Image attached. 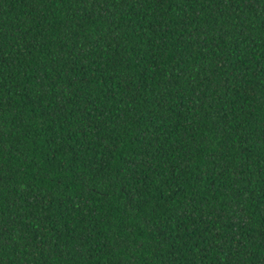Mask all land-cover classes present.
Segmentation results:
<instances>
[{"label":"trees","instance_id":"16d2710c","mask_svg":"<svg viewBox=\"0 0 264 264\" xmlns=\"http://www.w3.org/2000/svg\"><path fill=\"white\" fill-rule=\"evenodd\" d=\"M0 264H264V0H0Z\"/></svg>","mask_w":264,"mask_h":264}]
</instances>
